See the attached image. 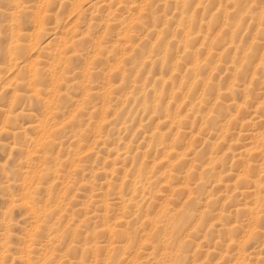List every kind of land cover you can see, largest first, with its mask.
<instances>
[{
    "label": "rangeland",
    "instance_id": "1",
    "mask_svg": "<svg viewBox=\"0 0 264 264\" xmlns=\"http://www.w3.org/2000/svg\"><path fill=\"white\" fill-rule=\"evenodd\" d=\"M0 264H264V0H0Z\"/></svg>",
    "mask_w": 264,
    "mask_h": 264
}]
</instances>
